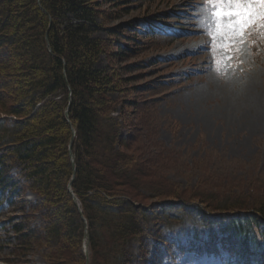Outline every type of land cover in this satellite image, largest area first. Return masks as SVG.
<instances>
[{
	"label": "trees",
	"instance_id": "16d2710c",
	"mask_svg": "<svg viewBox=\"0 0 264 264\" xmlns=\"http://www.w3.org/2000/svg\"><path fill=\"white\" fill-rule=\"evenodd\" d=\"M96 12L91 0H0V73H9L17 61L15 83L24 82L17 89L23 97L8 104L3 89L9 82L0 77V197L21 200L43 217L39 226L13 225L20 242L45 247L49 264H70L62 239L68 230L78 249L77 264H147L143 255L154 238L150 217L162 208L164 214H182L179 240L187 236L200 243L190 244L196 250L217 252L219 240L234 264H258L264 257V196L247 206L229 197L216 200L217 189L186 194L158 180L145 159L115 149L119 143L128 146L130 136L120 131V111L107 96L111 81L97 67L104 48L94 36ZM5 48L9 56H3ZM123 50L116 55L122 57ZM37 110L43 121L23 118ZM13 169L16 177L10 176ZM26 191L43 200L22 201ZM57 203L61 208L55 209ZM202 228L209 238L196 242L192 238ZM161 240L182 249L171 236ZM134 241L138 253L131 250Z\"/></svg>",
	"mask_w": 264,
	"mask_h": 264
},
{
	"label": "rangeland",
	"instance_id": "374dc122",
	"mask_svg": "<svg viewBox=\"0 0 264 264\" xmlns=\"http://www.w3.org/2000/svg\"><path fill=\"white\" fill-rule=\"evenodd\" d=\"M91 1L99 26L94 36L104 48L97 67L111 81L107 96L120 111V131L130 136L128 146L119 143L115 149L145 159L158 180L186 194L217 189L221 193L214 195L216 200L229 197L241 204L247 201V206L263 197L264 27L251 26L242 35L218 27L208 0ZM122 50L124 55L118 57ZM2 54L9 56L10 51L5 48ZM12 66L9 73H0L9 82L3 89L8 104L23 97L21 91L17 96L24 85L15 83L17 61ZM23 118L35 124L44 119L39 110ZM16 173L13 169L10 176ZM42 200V195L26 191L22 201ZM55 205L48 209L62 206ZM181 220L177 210L164 214L162 208L154 209L149 223L154 238L143 255L147 264H228L219 240L214 241L219 252L203 246L196 250L193 246L200 243L190 246L187 236L179 240ZM42 222L39 211L1 196L0 264H49L47 249L25 246L13 228ZM67 232L62 237L66 254L74 262L70 264H77L78 249ZM196 235V242L209 238L203 228ZM163 236H171L182 249L165 246ZM139 248L134 241L131 250L138 253ZM258 264H264V257Z\"/></svg>",
	"mask_w": 264,
	"mask_h": 264
},
{
	"label": "snow or ice",
	"instance_id": "6c2138e0",
	"mask_svg": "<svg viewBox=\"0 0 264 264\" xmlns=\"http://www.w3.org/2000/svg\"><path fill=\"white\" fill-rule=\"evenodd\" d=\"M213 7L218 27L234 30L238 34L264 21V0H208ZM226 6V7H225ZM226 20L227 23H221Z\"/></svg>",
	"mask_w": 264,
	"mask_h": 264
},
{
	"label": "bare ground",
	"instance_id": "6f19581e",
	"mask_svg": "<svg viewBox=\"0 0 264 264\" xmlns=\"http://www.w3.org/2000/svg\"><path fill=\"white\" fill-rule=\"evenodd\" d=\"M194 26V25H193ZM201 31V30H200ZM202 33V32H201ZM66 113H67V111H66ZM71 157V156H70ZM74 157V156H73ZM86 234H87V236L89 235L88 234V230H87V228H86V230H85V238H86Z\"/></svg>",
	"mask_w": 264,
	"mask_h": 264
},
{
	"label": "water",
	"instance_id": "95a60500",
	"mask_svg": "<svg viewBox=\"0 0 264 264\" xmlns=\"http://www.w3.org/2000/svg\"><path fill=\"white\" fill-rule=\"evenodd\" d=\"M70 156L72 157L73 155H72V152H71V145H70Z\"/></svg>",
	"mask_w": 264,
	"mask_h": 264
}]
</instances>
